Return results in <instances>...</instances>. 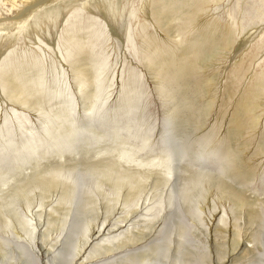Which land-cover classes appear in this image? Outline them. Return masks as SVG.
Instances as JSON below:
<instances>
[{
	"label": "rangeland",
	"instance_id": "rangeland-1",
	"mask_svg": "<svg viewBox=\"0 0 264 264\" xmlns=\"http://www.w3.org/2000/svg\"><path fill=\"white\" fill-rule=\"evenodd\" d=\"M8 142L0 264H264V0H0Z\"/></svg>",
	"mask_w": 264,
	"mask_h": 264
},
{
	"label": "bare ground",
	"instance_id": "bare-ground-1",
	"mask_svg": "<svg viewBox=\"0 0 264 264\" xmlns=\"http://www.w3.org/2000/svg\"><path fill=\"white\" fill-rule=\"evenodd\" d=\"M4 77V76H3ZM6 78V77H5ZM4 78V79H5ZM13 84V83H12ZM11 84V85H12ZM93 103V102H92ZM86 110V109H85ZM91 118H95V117H97L96 115H94V114H92L91 116H90ZM126 123V122H125ZM90 124H92V123H90ZM123 125L124 124H122V125H120L121 127H123ZM77 132V131H76ZM86 132H89V131H86ZM75 135H77V133H75L74 132V136ZM81 136H83V134L81 135ZM75 142V139H71V141H62V144L61 145H57V147L58 148H55V147H53V146H51V145H49V143H41V145L39 146L38 145V143H35L34 145H31L29 148H26V147H24V146H22V148L21 149H18V150H16L15 152L17 153V156L16 157H14V160H16L17 161V159H19V157L21 156V155H25V154H28V158L30 157V156H32L33 154H35L39 149H42L43 148V153L46 155H49V156H54V157H61V156H63L66 152H68V151H70L72 148H73V143ZM12 142H8L7 144H6V146L5 147H3V148H0V152H2V150H4V148H10V146L12 145L11 144ZM60 147V148H59ZM21 151V152H20ZM135 152V151H134ZM134 154V153H133ZM133 154H130V152H129V155H130V157H132V155ZM41 155V154H40ZM39 155V157H42V156H40ZM121 155H122V153L119 155V158L121 157ZM7 157H11V156H7ZM38 157V156H37ZM54 157H53V159L52 160H54ZM198 157V159L199 158H202V157H205V158H207L208 160H207V162L208 161H211V157L210 156H206V155H199V156H197ZM28 158H26V159H22L21 161H24V160H27ZM50 159V158H49ZM21 161H18V162H21ZM38 161V160H37ZM26 162H28V161H26ZM160 163H159V165L160 164H162V163H164V162H167V159H165V160H160L159 161ZM198 162H200L201 164H204V165H206V160H202V161H198ZM55 163V162H54ZM209 163V162H208ZM51 164V163H50ZM56 164V163H55ZM59 164V163H58ZM54 165V164H53ZM50 166H52V164L50 165ZM55 166V165H54ZM231 167V166H230ZM229 167V168H230ZM246 168V167H245ZM247 169V168H246ZM246 169H236L237 170V172H236V174H235V176H236V178H238V179H242V178H247V180H249V177H248V175H245V170ZM245 172V173H244ZM249 173V172H248ZM51 178V177H50ZM46 180V179H45ZM48 180V179H47ZM52 180H54L53 178H52ZM246 180V179H245ZM40 181V180H39ZM222 181V180H221ZM221 181H215V183L217 184V186H219V188L220 189H222V190H225L226 189V192H227V196H230L231 198H233V200L235 199L237 202H242V201H244V197L242 196V194L240 193V192H238V191H235V190H232L231 188H229L228 186H230V185H224L225 183H223V182H221ZM251 181V180H250ZM249 181V182H250ZM42 182V181H41ZM54 182H55V180H54ZM54 182H51L50 184H54ZM245 182V181H244ZM243 182V183H244ZM247 182V181H246ZM46 183L47 184H49V182H47L46 181ZM49 184V185H50ZM52 184V185H53ZM227 184V183H226ZM47 186V185H46ZM226 192H224V193H226ZM229 197V198H230ZM247 201V200H246ZM246 201H244L245 203H246ZM245 203H243V204H245ZM152 211V210H151ZM129 216V215H128ZM124 220L126 221L127 220V217H125L124 218ZM151 220V219H150ZM128 222L129 223H133V220H129V218H128ZM142 222H144V221H142ZM148 224V223H147ZM148 226V225H147ZM146 226V227H147ZM146 227H144V229L146 228ZM148 229V228H147ZM117 230H116V228L115 227H110V226H105V224L103 223L102 224V226H101V228H100V230L99 231H94L92 234V237L91 238H89V239H91V240H89V241H86V243H85V250L87 249V248H89V251H88V253L86 254V256L84 257V258H82V259H80V258H78L80 255H81V253H82V251L79 253V254H77L76 256H75V258L69 263V264H72V263H74V260L76 259V258H78V262L79 263H74V264H87V263H89V262H93V260L94 259H103V258H107V256L108 255H110V254H116V253H119V250H121L122 248H124V247H126L127 246V249L129 248V246L132 248V247H134V245H136L138 242H140L143 238H144V236H142V237H140L139 239H137V238H135V237H133V236H127V237H125L124 239H122V240H117L119 237H117L115 240H117L118 241V243L119 244H115L116 242L114 241V240H109V238H107L106 236H111L112 235V233H114V232H116ZM105 237V238H107L106 239V242H104V243H101V242H98V243H92L93 241H96V240H98L100 237ZM119 239H121V237L119 238ZM152 239V238H151ZM97 242V241H96ZM138 245H140V244H138ZM84 246L82 247V248H84ZM83 250V249H82ZM236 250V249H235ZM235 250H234V252H235ZM83 254H84V252H83ZM83 254L81 255L82 257H83ZM236 254V253H235ZM48 255H49V251H47L45 254H44V258H46V257H48ZM80 256V257H81Z\"/></svg>",
	"mask_w": 264,
	"mask_h": 264
}]
</instances>
